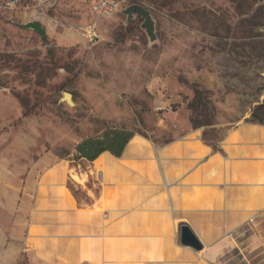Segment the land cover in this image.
<instances>
[{
  "label": "rangeland",
  "instance_id": "rangeland-1",
  "mask_svg": "<svg viewBox=\"0 0 264 264\" xmlns=\"http://www.w3.org/2000/svg\"><path fill=\"white\" fill-rule=\"evenodd\" d=\"M113 1L147 9L156 40L149 42L138 16L127 21L119 11L96 20L88 0H55L53 7L27 0L15 10L0 9V163L6 174L23 176L38 158L62 160L70 166L66 185L78 205L92 213L103 201L113 208L118 239L151 237L153 231L131 230L152 219L141 218L140 208L168 207L148 204L140 179L131 183L142 167L129 163L138 165L126 172L129 181L121 174L104 188L93 162L76 158V146L107 131L131 132L135 142L154 148L160 165L184 157L197 164L207 157L195 174L203 169L221 182L223 168L232 164L235 178L248 175L254 184L260 174L245 169L252 158L238 168L221 141L239 125H257L251 114L264 105V0ZM28 22H38L46 36L20 27ZM91 22L98 27L95 44L80 31ZM63 93L71 95L73 106L62 101ZM256 115L264 120V106ZM189 135L191 148L180 143ZM257 170L264 173L262 166ZM253 216V225L245 227ZM164 220L170 224L168 216ZM170 227L163 224L168 239L175 235L185 250L203 251L198 264H264V209L226 230L217 246H207V232L191 231L199 251L179 243L178 222Z\"/></svg>",
  "mask_w": 264,
  "mask_h": 264
},
{
  "label": "crops",
  "instance_id": "crops-1",
  "mask_svg": "<svg viewBox=\"0 0 264 264\" xmlns=\"http://www.w3.org/2000/svg\"><path fill=\"white\" fill-rule=\"evenodd\" d=\"M244 124L245 127L248 125ZM210 150L215 152L211 147ZM246 153L264 166V156H260L264 155V139L242 136L237 156L243 158ZM129 161H136L142 167L143 175L132 178L131 183L140 179L142 194H148V204L164 205L166 202L168 209L150 205L140 208L141 218L147 214L152 219L146 224H132L131 230L140 233L150 230L154 235L126 236L136 253L125 264H198L200 257L182 248L175 235L172 239L167 238L163 224L167 226L166 230L170 225L173 231L176 221L178 226L186 225L192 232H207V240L211 242L207 246L212 247L220 243V236L226 230L236 228L246 215L260 214L264 209V186L262 189L259 185L254 186L248 175H238L236 180L232 164L223 168L224 175L221 174L219 182L217 176L203 169L201 175L195 174L197 167L208 162L207 157L197 164H190L185 157L163 160L161 169L144 159L129 158ZM235 162L238 168L244 165L241 159ZM4 168L5 165L0 163V264H95L80 259L78 246L92 233L83 222L87 210L78 205L66 185L70 166L62 160L46 157L34 160L23 176L9 171L6 174ZM161 170L173 172L176 179L170 175L163 177ZM63 191L73 199L75 211L64 206ZM184 202L189 203L187 208L182 207ZM127 207L126 204V220L129 219ZM166 216L170 218V224L164 220Z\"/></svg>",
  "mask_w": 264,
  "mask_h": 264
},
{
  "label": "bare ground",
  "instance_id": "bare-ground-1",
  "mask_svg": "<svg viewBox=\"0 0 264 264\" xmlns=\"http://www.w3.org/2000/svg\"><path fill=\"white\" fill-rule=\"evenodd\" d=\"M264 96V95H263ZM67 100L69 98H66ZM124 157L115 158L108 153L101 154L96 160H94L93 164L98 176V179L104 186L106 187L105 181H110L114 177H120L123 174V177L126 181H129V175L126 173L129 168H132V165L128 162L129 158L138 157L144 159L146 161L151 162L152 164H156L157 167H160V162L157 157V154L153 147L132 141L128 143L124 149ZM259 156V155H258ZM264 156V155H260ZM259 156V157H260ZM258 157V158H259ZM252 163L247 165L245 168L251 172H257L260 174V177L257 181H255V185H259V187H263L264 183V173L257 170V167L262 166V162H254L253 156ZM257 158V159H258ZM264 158V157H263ZM256 159V160H257ZM134 160V159H133ZM259 160V159H258ZM263 159H261L262 161ZM136 162V161H135ZM134 162V163H135ZM148 162V163H149ZM136 164V163H135ZM139 164V163H138ZM131 165V167H129ZM143 165V164H142ZM149 165V164H148ZM264 165V163H263ZM138 165H135V169ZM148 167V166H147ZM146 167V169H147ZM264 167V166H262ZM134 168H132L134 170ZM142 170V169H141ZM132 171V170H130ZM149 171V170H148ZM133 172V171H132ZM135 172V171H134ZM139 172V170H138ZM147 172V171H146ZM144 173V172H142ZM137 174V173H136ZM139 175V174H138ZM143 175V174H140ZM161 175L164 177L163 171H161ZM161 176V177H162ZM162 179V178H161ZM163 180V179H162ZM41 182V181H40ZM39 182V183H40ZM45 184V183H44ZM149 184V183H148ZM113 186V185H112ZM258 187V186H257ZM109 188V187H108ZM259 188V189H260ZM107 189V188H106ZM253 189V188H252ZM262 189V188H261ZM254 190V189H253ZM41 192V191H40ZM149 193V192H148ZM121 195V194H120ZM56 197V196H55ZM36 200V199H35ZM170 200V199H169ZM119 201V200H118ZM58 202V201H57ZM64 206L69 207L70 210L75 211V203L69 194L64 195L63 198ZM104 202V201H103ZM103 202L98 206V212H86V216L84 217V224L87 228H90L92 235L87 237L85 240L81 241L78 249L80 252V259L87 260L89 262H93L95 264H125L128 259L133 257L136 253V248L127 241V237L124 239H118L115 235V225L111 224L114 218L115 210L111 207H103ZM115 202V201H114ZM113 202V203H114ZM121 202V201H120ZM44 203V202H43ZM60 203V202H59ZM108 203V202H107ZM112 203V201H111ZM63 204V203H62ZM122 204V203H121ZM125 204V201H124ZM109 205V204H108ZM117 205V204H115ZM58 206V205H57ZM112 206V205H111ZM121 206V205H120ZM123 206V205H122ZM103 207V208H102ZM136 207V206H135ZM97 208V207H96ZM115 208V207H114ZM124 208V207H123ZM35 209V208H34ZM128 209V207H127ZM33 210V209H32ZM94 210V209H92ZM121 211V210H120ZM119 211V212H120ZM126 211V209H124ZM173 211V208H172ZM32 212V211H31ZM79 212V211H78ZM122 212V211H121ZM68 213V212H67ZM118 213V212H117ZM158 215V214H157ZM118 216V215H117ZM124 216V215H123ZM122 217V216H121ZM147 217V216H146ZM68 218V217H67ZM155 218V217H154ZM120 219V218H119ZM131 219V218H130ZM68 220V219H67ZM60 221V220H59ZM114 221V220H113ZM117 221V220H116ZM114 221V222H116ZM118 223V221H117ZM180 223V222H179ZM196 223V222H195ZM58 224V223H57ZM34 225V224H33ZM49 225V224H48ZM34 227V226H33ZM32 227V228H33ZM50 227V226H49ZM52 227V226H51ZM35 228V227H34ZM36 229V228H35ZM31 230V229H30ZM37 230V229H36ZM46 231V230H45ZM133 231V230H132ZM32 232V231H30ZM35 232V230H34ZM59 232V231H58ZM256 232V231H255ZM37 233H39L37 231ZM40 234V233H39ZM96 234V235H95ZM123 234V233H122ZM126 234V233H125ZM259 234V233H258ZM28 235V234H26ZM32 235V234H31ZM52 235V234H51ZM83 235V234H82ZM124 235V234H123ZM148 235V234H147ZM37 236V235H36ZM260 236V235H259ZM32 237V236H31ZM49 237V236H48ZM138 237V236H136ZM135 237V238H136ZM129 238V237H128ZM261 238V237H260ZM141 239V238H140ZM39 240V239H36ZM51 240V239H50ZM143 240V239H142ZM144 241V240H143ZM147 241V240H146ZM43 242V241H42ZM137 241H134V243ZM139 242V241H138ZM207 242V241H206ZM45 243V242H44ZM51 243V242H50ZM38 244V243H37ZM143 244V243H142ZM147 244V243H146ZM203 244V242H202ZM207 244V243H206ZM26 245V244H25ZM137 245V244H136ZM38 246V245H37ZM145 246V245H144ZM31 247V246H30ZM29 247V248H30ZM54 247V246H53ZM52 247V248H53ZM140 247V246H139ZM39 248V247H38ZM68 248V247H67ZM73 248V247H72ZM141 248V247H140ZM146 248V247H145ZM28 249V247H27ZM35 249V248H34ZM45 249V248H44ZM50 249V248H49ZM66 249V248H65ZM71 249V248H70ZM206 248L204 247V250ZM51 250V249H50ZM63 250V249H62ZM146 250V249H145ZM34 252V251H33ZM203 252V251H202ZM202 252L198 253V257L202 259ZM55 253V252H54ZM60 253V252H59ZM60 255V254H59ZM39 258V257H38ZM194 260V259H193ZM198 260V259H197ZM129 261V260H128ZM192 261V260H191ZM203 261V260H202ZM202 263V262H201ZM52 264V263H51ZM203 264V263H202Z\"/></svg>",
  "mask_w": 264,
  "mask_h": 264
},
{
  "label": "trees",
  "instance_id": "trees-1",
  "mask_svg": "<svg viewBox=\"0 0 264 264\" xmlns=\"http://www.w3.org/2000/svg\"><path fill=\"white\" fill-rule=\"evenodd\" d=\"M263 106L264 105L259 106L251 114L250 121L252 123L256 122L257 125L248 124L246 127L245 124L241 125L238 129L229 131L226 138L223 140L221 144L222 148L229 156H231L234 162L239 159L244 160L252 156L247 153L243 158H239L237 156L238 145L241 144L242 136L264 139V120L256 115V112ZM190 138H192L191 135L181 140L180 143L183 145H190L191 148L192 143ZM132 141H134V135L131 132L107 131L101 137L90 138L80 142L75 149L76 158L84 159L88 162H94V160H96L103 153H109L115 158H120L126 145ZM164 175L166 176L168 174L164 173Z\"/></svg>",
  "mask_w": 264,
  "mask_h": 264
},
{
  "label": "water",
  "instance_id": "water-1",
  "mask_svg": "<svg viewBox=\"0 0 264 264\" xmlns=\"http://www.w3.org/2000/svg\"><path fill=\"white\" fill-rule=\"evenodd\" d=\"M120 13L126 17L127 21H130L134 16H138L142 19L141 29L146 34L150 43L156 40L154 33V21L151 18L150 12L140 5H130L126 8H122ZM23 29L32 30L37 34L45 37L47 32L38 22H28L27 24L20 25ZM264 78V74H262ZM262 94L264 95V87L262 89ZM66 98H69L68 100ZM62 101L69 106H73L72 97L68 93H63ZM179 243L183 246H189L197 251L202 249V245L198 239L194 236L191 230L186 225H181L179 227Z\"/></svg>",
  "mask_w": 264,
  "mask_h": 264
},
{
  "label": "built area",
  "instance_id": "built-area-1",
  "mask_svg": "<svg viewBox=\"0 0 264 264\" xmlns=\"http://www.w3.org/2000/svg\"><path fill=\"white\" fill-rule=\"evenodd\" d=\"M27 0H7L0 3L2 10H15L23 5ZM37 6L53 7L55 0H33ZM91 4L94 17L96 20H105L113 17L122 8L120 4L113 0H88ZM82 36L89 44H95L99 40L98 27L96 22H91L87 26L80 29ZM255 221V217H251L245 224V227L250 228Z\"/></svg>",
  "mask_w": 264,
  "mask_h": 264
}]
</instances>
